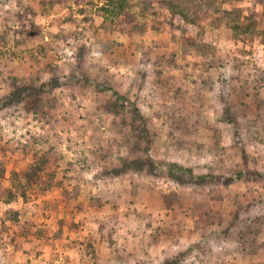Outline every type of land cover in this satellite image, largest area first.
Wrapping results in <instances>:
<instances>
[{"label": "rangeland", "instance_id": "obj_1", "mask_svg": "<svg viewBox=\"0 0 264 264\" xmlns=\"http://www.w3.org/2000/svg\"><path fill=\"white\" fill-rule=\"evenodd\" d=\"M103 1L0 0V264H264V46Z\"/></svg>", "mask_w": 264, "mask_h": 264}, {"label": "trees", "instance_id": "obj_2", "mask_svg": "<svg viewBox=\"0 0 264 264\" xmlns=\"http://www.w3.org/2000/svg\"><path fill=\"white\" fill-rule=\"evenodd\" d=\"M242 0H104L98 12L103 19L112 18L126 11L133 5H138L143 15L151 16L154 20L159 19L160 25H167L171 30L187 31L193 36V43L200 41L205 26L222 27L230 31L233 43L262 44L264 46V28L261 20H264L263 0H255L258 9H252L241 5ZM53 2V1H52ZM166 17V22L164 19ZM152 19V20H153ZM218 37V36H216ZM213 53H218L215 48ZM257 86V85H254ZM9 96L0 99L1 105L10 103ZM18 155V154H17ZM32 161L26 167L17 171L13 167L6 171L0 163V202L8 203L18 197L27 202L32 193H39L49 186L47 178H44L47 156L32 155ZM12 160L15 158L11 157ZM55 173L49 176L53 178ZM5 181V184H3ZM31 202V201H29ZM28 203V202H27ZM0 216V225L4 227L6 221L9 224L17 223L20 210H10ZM12 230L11 239L17 237L16 231ZM102 227V226H101ZM2 228V227H1ZM7 232V230H6ZM0 235L2 232L0 231ZM7 236V235H5ZM9 237V236H8ZM28 237V236H27ZM13 242L14 240H10ZM27 242V241H26Z\"/></svg>", "mask_w": 264, "mask_h": 264}]
</instances>
